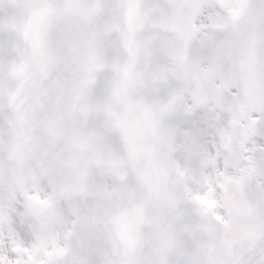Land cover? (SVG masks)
<instances>
[{
    "label": "snow or ice",
    "instance_id": "1",
    "mask_svg": "<svg viewBox=\"0 0 264 264\" xmlns=\"http://www.w3.org/2000/svg\"><path fill=\"white\" fill-rule=\"evenodd\" d=\"M0 264H264V0H0Z\"/></svg>",
    "mask_w": 264,
    "mask_h": 264
}]
</instances>
